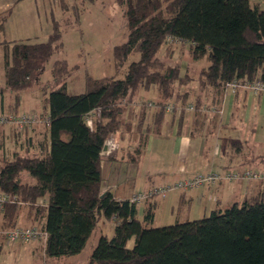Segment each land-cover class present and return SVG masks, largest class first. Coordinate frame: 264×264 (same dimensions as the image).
<instances>
[{"label": "trees", "instance_id": "16d2710c", "mask_svg": "<svg viewBox=\"0 0 264 264\" xmlns=\"http://www.w3.org/2000/svg\"><path fill=\"white\" fill-rule=\"evenodd\" d=\"M116 2L123 8L128 35L113 47L115 65L120 68L136 50L139 58L128 64L122 78L87 76L82 93H69L64 82L50 90L44 99L47 111L42 113L49 122L44 123L34 154L16 150L0 157V193L10 198L0 208V229L14 228L23 214L25 221L46 232L44 254L60 257L80 252L104 217L114 222L113 234L100 235L91 264H264V194L214 208L201 218L154 227L149 224L155 204H149L140 218L137 204L103 190L101 169L102 147L110 133L137 135L134 152L139 156L149 135L159 129L170 101L175 100V112L180 99L182 106L188 100L187 91L180 95L175 84H185L191 77L181 76L178 65L166 64L157 56L166 42H188L192 59L208 58V66L197 77L200 95L191 110L198 116L208 112L200 108L203 105L220 108L226 83L264 80V10L250 0ZM60 39L59 25L53 20L45 41L0 42L4 81L12 93L6 111L1 100L0 113H19L20 92L39 79L46 61L61 47ZM68 67L64 59L53 61L51 72L57 82ZM151 87L157 96L154 109L150 116L148 105L142 104L133 129L131 121L123 118L125 109ZM209 93L214 103L201 100ZM179 112L183 115V110ZM148 116L154 128L143 127ZM13 129L17 135L21 132ZM31 138L26 137L25 152L30 151ZM232 147L239 149V143L231 142ZM248 161L264 165V152ZM24 172L32 182L22 180ZM4 238L0 234V252Z\"/></svg>", "mask_w": 264, "mask_h": 264}, {"label": "rangeland", "instance_id": "374dc122", "mask_svg": "<svg viewBox=\"0 0 264 264\" xmlns=\"http://www.w3.org/2000/svg\"><path fill=\"white\" fill-rule=\"evenodd\" d=\"M8 1L14 2V5H10L11 13L7 16L3 26H0V42L4 41L8 44L11 41H45L52 30L53 20L57 21L61 31V47H59L49 60L46 61L39 75V79L32 80L29 87L20 92L18 110L23 112L19 113L32 114L39 111L41 114H36L42 116V113L47 111V107L44 105V99L47 97L50 90L61 83L64 82L66 84L69 93H82L86 90L87 76L95 78H122L127 70L128 64L139 58V52L137 50L131 52L120 68L116 67L113 60V47L124 42L128 35L123 8L117 4L116 0H17V2L15 0H0V23L1 18H3L7 12L8 7L5 6V3ZM261 9L264 10L263 2L261 3ZM188 49V42L181 44V42L172 40L166 42L157 53L158 58L166 64L178 65L181 76L188 74L191 77V80L185 84H178V82L175 84L176 91H179L180 95L183 94L184 91L188 93V100L191 102L187 100L185 104L183 103L185 107L189 103L196 105V100L193 98L198 94L197 77L199 72L209 64L206 56L197 60L189 58ZM3 50L4 47L0 44V101L3 100L4 103H8L12 100V93L8 90L4 81ZM57 59L66 60L69 65L67 74L59 79L58 82L51 72V65L53 61ZM140 98L147 104L149 101L154 103L157 96L156 93L152 92ZM181 102L180 99L179 103H177L179 106L178 110H183L184 112L186 108L184 109ZM170 103H175V100H171ZM132 107L135 109V112L140 108L139 105ZM151 107L147 106V109L151 110ZM181 107H183V109H181ZM130 112L127 106L123 118L132 120L129 116ZM135 119L136 117L134 118V122H132L133 129L136 128L138 119L140 118L137 116V120ZM143 124L144 122L142 125ZM148 125H150V128H154L152 123H145L143 127ZM43 126V121L34 123L30 127L28 126V130H30L31 127H36V129L32 131V145H37V140L42 136V131L44 130ZM6 127L12 130L8 131L9 137L6 140L0 138V157L5 154L8 157L11 156L12 151L15 149H19L24 154L33 155L34 152H25V149H23L26 147V137L29 135V131L27 132V130L25 131V129H22L20 130L21 135L16 137V132L13 127ZM135 136L138 138L137 135ZM222 136H224V139L222 137L221 142L229 147L225 135L223 134ZM235 136L242 143L241 146L244 147L245 152L248 151L253 154L263 152L264 116H253L248 121H245L242 124V128L236 132ZM168 157L170 156L168 155ZM233 169L234 166L229 167V170ZM21 178L23 181H33V178L26 172L21 175ZM156 199H160L159 201L162 206L157 211L149 226H162L171 224L176 220L182 221L186 218H201L208 215L210 212L209 207L205 208V212L203 210L202 213L201 207L197 210L193 209L190 215L185 217L186 205L182 206L183 211H179L177 204H172L170 201L169 203L164 202L161 197H157ZM241 202L242 201H240V203ZM226 204L229 205L230 203L222 201L221 208H224ZM31 224L33 223H30L29 220H24L22 214L16 226L39 227V225ZM113 229L114 222L101 217L87 239L84 248L80 252L60 257H49L44 254L43 238L29 241H17L10 244H5L4 242V247L2 246L3 249L0 252V264H91L90 255L100 235L104 234L109 238L113 234ZM132 245L133 238L127 243L128 247Z\"/></svg>", "mask_w": 264, "mask_h": 264}, {"label": "crops", "instance_id": "0c3cea01", "mask_svg": "<svg viewBox=\"0 0 264 264\" xmlns=\"http://www.w3.org/2000/svg\"><path fill=\"white\" fill-rule=\"evenodd\" d=\"M15 1L17 2V0ZM262 2L264 3V0H250L251 4H257L260 9ZM11 4L14 5V2L8 1L5 6L9 7ZM181 44H184V42H181ZM189 58L192 59L190 53ZM152 92L156 93L155 87L141 91L139 99L131 104V107L129 106L131 123L134 122L135 117V120H137V116L140 118L138 115L140 108L135 112L132 106L139 105L141 107L142 104H145V101L141 100L140 97ZM198 96L199 92L193 99L197 100ZM201 100L208 104L215 102L210 93L209 95H203ZM10 102L11 100L8 103L3 102L5 111ZM219 107L222 109L220 113L208 111L200 116L187 110L182 113L183 115L178 110L175 112L167 111L159 129L157 126L155 132L149 135L148 142L139 156H136L134 152L138 142L133 133L126 134L123 137L120 131L110 133L106 139L107 147L102 151L103 190L111 191L118 199H129L136 191L171 183L202 170L242 171L250 167L249 169L264 171V165L248 161L251 156L260 153L245 152L244 147L241 146L242 143L235 136L245 121L253 116H264V94H254L243 89L234 93L227 91L222 94ZM151 108L149 110L150 116L154 106ZM18 112L23 111L18 110ZM36 113L40 112L37 111ZM150 116L147 118L148 121L149 119L152 121ZM147 120L144 124H151ZM33 129H36V127H31L30 130L27 129V132L29 131L28 138L32 137ZM9 130L12 129L6 126L0 127V138L2 140L9 137ZM192 130L195 131L193 136L190 134ZM223 134L229 147L221 142V138L224 139ZM19 135L21 133L17 136ZM235 141L239 143V149L231 148V142ZM34 149V145L29 147L32 152H34ZM16 150L19 149L12 152ZM233 166L234 169L229 170V167ZM261 194H264V183L256 179L242 178L188 191L173 190L162 200L177 204L179 211H183L182 206L186 205L185 217H188L193 209L197 210L202 207L203 213L205 208L210 207V211L214 208H221L222 201L231 205L234 202L240 203V201L243 202ZM159 200L155 198L137 204L138 216L141 218L143 212L151 203L155 204L156 215L162 206ZM229 205L226 204V206Z\"/></svg>", "mask_w": 264, "mask_h": 264}, {"label": "built area", "instance_id": "2783aa9c", "mask_svg": "<svg viewBox=\"0 0 264 264\" xmlns=\"http://www.w3.org/2000/svg\"><path fill=\"white\" fill-rule=\"evenodd\" d=\"M240 89L249 90L254 94H264V80L257 79L255 81H243L240 79H234L225 86V92H236ZM148 106H154L152 102L147 103ZM187 110H194V104H188L185 107ZM203 111H215L221 112V108L213 106L203 105L200 107ZM174 104H169L166 107L167 111H172ZM87 122L91 124L90 117H86ZM48 124V117L40 116L36 113H0V127L12 126L17 130H22L25 127H30L34 123L41 122ZM256 179L264 183V171L261 169H243L242 171H200L193 174L190 177L182 178L167 183L161 186H152L145 190L136 191L131 195L129 201L131 203L139 204L145 200L152 199L155 197L164 198L170 191L173 190H191L202 186H211L220 181H231L235 179ZM9 196L6 193H0V208L8 200ZM0 233L4 235L5 244L15 243L17 241H29L32 239L43 238L46 239V232L40 226L31 227H19L15 226L9 230H0Z\"/></svg>", "mask_w": 264, "mask_h": 264}, {"label": "water", "instance_id": "95a60500", "mask_svg": "<svg viewBox=\"0 0 264 264\" xmlns=\"http://www.w3.org/2000/svg\"><path fill=\"white\" fill-rule=\"evenodd\" d=\"M106 147H107V143H106V141H105V143H104V145H103V147H102V151H104V150L106 149Z\"/></svg>", "mask_w": 264, "mask_h": 264}]
</instances>
